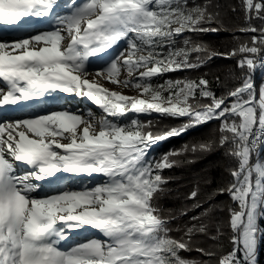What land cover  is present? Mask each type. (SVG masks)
Listing matches in <instances>:
<instances>
[{"label":"snow or ice","instance_id":"6c2138e0","mask_svg":"<svg viewBox=\"0 0 264 264\" xmlns=\"http://www.w3.org/2000/svg\"><path fill=\"white\" fill-rule=\"evenodd\" d=\"M242 4L249 20L253 13L264 20V0ZM55 7L58 0H0V25L21 28L29 19L45 18L53 25L0 42V82L5 85L0 106L34 107L65 93L88 98L101 115L89 110L85 116L61 106L0 121V264H197L180 253L193 250L196 233H207L201 216L210 209L193 216L196 223L177 229L184 236L175 239L170 235L174 217H165L157 201L167 183L161 172L178 163L170 156L208 151L211 141L160 160L149 159L148 153L157 141L213 120L220 122V146H228L237 164L230 171V186L221 190L238 205L229 209L232 249L217 264H257L258 240L264 237L259 224L264 218V162L253 164L251 156L264 142V87L257 93L251 73L258 45H264V28L240 29L253 33L250 43H241L224 58L239 55L237 67L247 69L245 78L218 97L204 76L153 83L168 73L203 66L208 48L192 35L219 31L210 27L223 24L213 0H71L64 13H54ZM121 41L126 48L98 69L90 67V57L103 59L100 54ZM214 55L220 54L208 58ZM153 113L187 122L154 133L152 121L139 119ZM16 162L27 170L19 171ZM58 174L104 179L78 188L50 183L51 191L41 196L39 182L57 180ZM197 196L193 191L189 199ZM84 225L105 239L61 247L69 229Z\"/></svg>","mask_w":264,"mask_h":264},{"label":"trees","instance_id":"16d2710c","mask_svg":"<svg viewBox=\"0 0 264 264\" xmlns=\"http://www.w3.org/2000/svg\"><path fill=\"white\" fill-rule=\"evenodd\" d=\"M189 2L191 3V0ZM196 2L201 3L203 0H196ZM213 3L219 5L223 24L213 23L210 27L218 28L219 31L186 34L192 35V39L196 42H203L208 48V55L213 52L226 55L241 43H250L253 33L241 32L242 28L249 26L264 28V20L256 18L255 13L252 14L251 20L248 19L242 0H213ZM182 40L183 37L178 38L181 46ZM258 47L261 51L254 57L257 67L251 73L255 89H260L264 84V66L259 63L264 53V45H258ZM195 55L193 54V59ZM208 55H204L202 67L168 73L165 78L174 79L187 74L195 79L204 76L209 81L210 89L218 97L226 95L229 90L242 83L247 69L242 70L237 67L239 55L231 58L217 55L208 58ZM139 119L145 122L152 121L151 130L159 134L178 129L187 122V118L176 119L159 114H143ZM219 123L213 120L201 126L189 128L180 136L174 135L157 141L148 153L149 159L160 160L165 154L181 152L185 146H189L190 149L193 145L211 141V148L208 151L189 150L181 155L172 156L171 160H176L178 163L161 172L167 183L163 185L164 194L157 201L165 217H174L171 219L170 226L173 230L170 235L175 239L184 236L183 231H177V229H183L186 225L191 226L196 223L192 217L201 216L205 209H210L207 216H201L202 222L208 227L207 233H196L192 238L193 250L180 253L182 257L194 260L197 264H217L218 257L232 249V232L228 224L229 209L238 208V205L232 201L227 191L221 194V190L230 186L233 181L230 171L236 168L237 164L235 159L228 154V146L221 147L219 144V132L217 131ZM254 155L252 154L253 159ZM261 158L264 159V150ZM193 191H197L198 196L195 199H189ZM197 204L201 207H196ZM259 224L261 228H264V218L259 220ZM213 236L216 239H212ZM198 247L215 252L216 255L211 258L205 256L196 250ZM258 264H264V237L260 238L258 243Z\"/></svg>","mask_w":264,"mask_h":264},{"label":"rangeland","instance_id":"374dc122","mask_svg":"<svg viewBox=\"0 0 264 264\" xmlns=\"http://www.w3.org/2000/svg\"><path fill=\"white\" fill-rule=\"evenodd\" d=\"M80 0H77V3H79ZM71 3V0H58V7H55L53 9L54 13H64L66 11H68V5ZM47 24L49 25V28L42 26V24ZM53 27V25L51 23H49V20L47 18L43 19V20H34V25L31 26L30 32L28 33H36L39 31H45V30H51ZM0 42H2L0 40ZM126 48V43L121 41L119 44H117L116 46H114V48L108 49L105 53L100 54V56L103 57V59H99L98 57H90V67L92 69H98L102 64L105 63V61L110 60L111 58H114L118 52L123 49ZM213 53H219V52H213ZM220 55H217L219 57H224V54L219 53ZM216 56V55H214ZM213 57V56H212ZM125 75L124 73H122V76ZM183 77H187L190 78L187 75H183L181 77H176V78H183ZM174 78V79H176ZM163 79H167L165 77L163 78H157L153 80V83H159L162 82ZM191 79H195V78H191ZM105 86L109 87V88H115V90L118 91H122L124 94L127 95H135L136 91L134 89L131 88H116L115 86L111 85V84H105ZM1 87V86H0ZM264 87V84L260 87L262 88ZM257 93L259 92V89L257 88ZM31 103V102H29ZM65 107L68 108L74 112H78L81 113L83 115H87V112L89 110H91L93 113H95L97 116L101 115V109L98 108L96 105H94L88 98L86 97H77L75 95H70V94H65V93H59L57 95H55L54 97H49L46 101H42L37 103L34 107H27V106H23V104L21 103L20 105L17 106H10L8 108H3V110H0V121H5L6 119L12 118V117H16V114L19 112L21 113L19 116L17 114L18 117H25L28 115L33 114V112L39 113V111L41 112L42 109L46 108V107H50V108H58V107ZM21 107V108H20ZM23 110V111H21ZM154 115H157L156 113H153ZM1 115H4L3 117ZM203 125V124H201ZM199 125V126H201ZM198 127V126H197ZM184 133V132H183ZM181 133V134H183ZM181 134L177 135L180 136ZM156 144V143H155ZM152 145V147L155 146ZM151 148L149 150V152L151 151ZM263 150H264V145L261 147V149L259 150V152H255L253 154L254 155V159L251 156V162L253 164L257 163V162H264V159H262V154H263ZM178 152V151H175ZM172 158V156H170V159ZM18 170L23 172L27 170V166L23 165L20 162H16ZM58 176L60 177L57 180H52V181H41L39 183H41L43 185V189L40 191V195H44L45 192L51 191V188L49 185H44L43 182H49L51 183L52 186H65V185H71L73 188H78L79 186H81L82 184H88L89 186H91L92 184H95L96 182L102 181L104 179V177H102L99 174H93L91 177L88 176H70L68 174H58ZM33 195H36V193H33ZM90 238H99L101 240L105 239L102 234L99 232V230L92 228L89 225H84L82 228L80 229H69L67 231V239L66 241H62L61 242V247H68L70 245H76L78 243H82V242H87L88 239ZM259 243V240H258ZM257 264H258V246H257Z\"/></svg>","mask_w":264,"mask_h":264},{"label":"bare ground","instance_id":"6f19581e","mask_svg":"<svg viewBox=\"0 0 264 264\" xmlns=\"http://www.w3.org/2000/svg\"><path fill=\"white\" fill-rule=\"evenodd\" d=\"M33 25H34V20L33 19H29L28 23L26 25H24L23 27H21V28H16V27H13V26L0 25V40L1 41L12 42L16 37L23 36L26 33L30 32L31 26H33ZM42 26L49 28V25H47L45 23L42 24ZM261 65L264 66V63H261ZM1 87H5V85L2 83ZM10 106H12V105H4V108H8ZM23 106H25V105L23 104ZM2 107L3 106H0V109ZM33 113H36V112H33ZM1 116L3 117L4 115H1ZM263 144H264V142L259 143L258 150H256V152H258L260 150V148L262 147ZM43 184L44 185H49L50 183L49 182H47V183L43 182Z\"/></svg>","mask_w":264,"mask_h":264},{"label":"built area","instance_id":"2783aa9c","mask_svg":"<svg viewBox=\"0 0 264 264\" xmlns=\"http://www.w3.org/2000/svg\"><path fill=\"white\" fill-rule=\"evenodd\" d=\"M262 62H264V53H262L260 60H259V63H262ZM258 146H259V144L257 145L255 150H258Z\"/></svg>","mask_w":264,"mask_h":264}]
</instances>
